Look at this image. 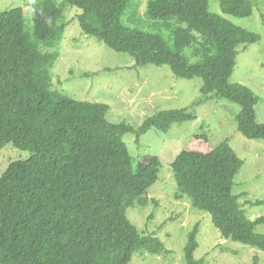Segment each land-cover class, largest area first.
Masks as SVG:
<instances>
[{
	"label": "trees",
	"instance_id": "1",
	"mask_svg": "<svg viewBox=\"0 0 264 264\" xmlns=\"http://www.w3.org/2000/svg\"><path fill=\"white\" fill-rule=\"evenodd\" d=\"M128 2H37L31 35L23 9L0 13V152L10 145L31 155L10 163L0 177V264H129L136 252L166 251L163 242L141 235L126 216L134 205H148L146 194L158 181L161 163L146 156L133 169L123 137L134 134L138 141L150 130L167 133L196 116L187 110L159 112L134 130L109 122L106 104L78 102L53 91L50 70L58 54L43 53L39 46L53 50L61 43L69 24L63 20L66 8L81 11L76 18L84 35L129 55L135 66H166L178 79L200 78L201 103L217 98L236 104L237 132L264 141L256 95L229 81L237 55L259 36L210 13L209 0H151L150 19L176 23L171 49L160 36L122 24ZM219 5L234 18L253 14L250 0H219ZM207 142L206 136L192 137L193 146L172 162L174 199L209 215L224 241L264 252V235L256 233L264 217L249 221L233 192L243 161L227 141L212 151ZM197 232L195 227L187 235L185 264H202L194 258Z\"/></svg>",
	"mask_w": 264,
	"mask_h": 264
},
{
	"label": "rangeland",
	"instance_id": "2",
	"mask_svg": "<svg viewBox=\"0 0 264 264\" xmlns=\"http://www.w3.org/2000/svg\"><path fill=\"white\" fill-rule=\"evenodd\" d=\"M41 1L0 0V13L23 9L25 31L31 35L32 6ZM54 1L59 5L63 0ZM149 1L129 0L121 22L131 30L160 36L172 49V31L176 23L150 19L146 13ZM250 1L253 14L248 18L224 15L219 0H209V12L259 36L256 44L239 52L229 81L256 95V120L258 124H264V0ZM80 13L76 8H66L63 20L69 24L61 43L53 50L39 46L43 53L58 54L50 70L53 91L78 102L106 104L110 107L109 122L124 123L134 130L159 112L187 110L196 116L193 122L173 125L167 133L150 130L138 141L134 134L123 137L133 169H136L137 161L146 156H155L161 163L158 181L146 194L148 205H134L126 211V216L141 235H154L163 242L166 250L161 255L136 252L129 264H185L186 238L195 227L198 229V248L194 258L202 264H264V252L224 241L209 215L193 210L187 200L174 199L176 185L171 164L181 151L193 146L192 137L203 135L208 138V150L227 141L243 161L233 192L239 197V205L249 221L264 217V205H250L264 202V141L248 140L237 132L235 118L239 106L217 98L201 103L204 97L200 92V78L178 79L166 66H135L129 55L116 53L84 35L76 18ZM30 156L10 145L4 147L0 152V177L10 163L27 160ZM256 233L264 235V225L257 227Z\"/></svg>",
	"mask_w": 264,
	"mask_h": 264
}]
</instances>
